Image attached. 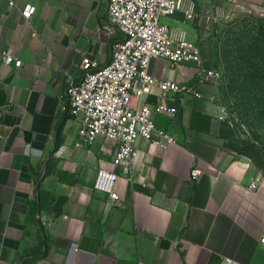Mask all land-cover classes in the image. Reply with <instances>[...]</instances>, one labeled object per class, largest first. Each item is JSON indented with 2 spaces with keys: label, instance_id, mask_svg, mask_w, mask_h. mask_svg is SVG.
<instances>
[{
  "label": "crops",
  "instance_id": "crops-1",
  "mask_svg": "<svg viewBox=\"0 0 264 264\" xmlns=\"http://www.w3.org/2000/svg\"><path fill=\"white\" fill-rule=\"evenodd\" d=\"M194 1L193 19L179 11L163 22L200 46L212 67L224 23L256 0ZM108 3L0 0V264H264V179L224 147L220 107L193 65L152 60L155 78L202 96L134 99L178 113L153 115L174 143L138 139L131 180L114 162L118 143L98 137L77 146L82 125L68 80L83 79L85 57L110 63L122 35L108 22ZM28 6L35 13L26 19ZM3 52L22 66L6 64ZM194 168L202 172L195 181ZM100 169L119 175V200L93 189Z\"/></svg>",
  "mask_w": 264,
  "mask_h": 264
},
{
  "label": "built area",
  "instance_id": "built-area-1",
  "mask_svg": "<svg viewBox=\"0 0 264 264\" xmlns=\"http://www.w3.org/2000/svg\"><path fill=\"white\" fill-rule=\"evenodd\" d=\"M10 6H14V2ZM195 8L194 0H109L108 22L122 35L110 63L98 67L91 58L85 57L82 62L85 71L83 79L78 83L70 78L68 80L66 96L72 114L80 117L82 125L77 146L89 145L98 137L118 143L114 162L130 180L138 139H146L165 149L174 143L168 133L156 127L153 115L173 117L178 113L176 108L165 104L139 103L136 106L134 99L140 102L155 93L159 96L169 93L202 96L200 91L155 78L150 73L152 60H166L172 67L193 65L201 84L222 78L221 71L205 65L200 46L190 41L180 29L163 22L179 11L191 20L196 16ZM34 13L35 7L28 6L22 14L29 19ZM3 55L6 64L22 66V62L15 61L9 52H3ZM201 174L199 169L194 168L191 179L195 181ZM118 177L114 171L100 169L93 189L117 201L119 195L114 187ZM259 181L257 179L251 185V190L257 188ZM261 244L264 245V238ZM73 249L76 250V247ZM226 264L240 263L226 259Z\"/></svg>",
  "mask_w": 264,
  "mask_h": 264
},
{
  "label": "rangeland",
  "instance_id": "rangeland-1",
  "mask_svg": "<svg viewBox=\"0 0 264 264\" xmlns=\"http://www.w3.org/2000/svg\"><path fill=\"white\" fill-rule=\"evenodd\" d=\"M244 6L219 33V49L212 67L221 71L222 78L206 85L220 107L224 147L260 164L264 179V108L253 103L261 91L250 88L253 100L242 99V87L256 68L252 64L255 46L263 43L264 0L249 1Z\"/></svg>",
  "mask_w": 264,
  "mask_h": 264
},
{
  "label": "trees",
  "instance_id": "trees-1",
  "mask_svg": "<svg viewBox=\"0 0 264 264\" xmlns=\"http://www.w3.org/2000/svg\"><path fill=\"white\" fill-rule=\"evenodd\" d=\"M262 45L258 44L255 46V57L252 61V64L256 66L255 70H253V73L251 76L247 78L245 81V84L243 85L242 92L245 94L243 95L242 99L251 101L253 100L250 95L251 89H256L261 91V95L258 96L253 100V103L255 105H258L259 107L264 108V37L260 40ZM251 88V89H250ZM261 115L263 113H260ZM256 166L260 169L261 165L258 163H255Z\"/></svg>",
  "mask_w": 264,
  "mask_h": 264
},
{
  "label": "water",
  "instance_id": "water-1",
  "mask_svg": "<svg viewBox=\"0 0 264 264\" xmlns=\"http://www.w3.org/2000/svg\"><path fill=\"white\" fill-rule=\"evenodd\" d=\"M5 104V98L3 95L0 93V106H3Z\"/></svg>",
  "mask_w": 264,
  "mask_h": 264
}]
</instances>
